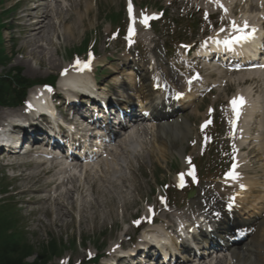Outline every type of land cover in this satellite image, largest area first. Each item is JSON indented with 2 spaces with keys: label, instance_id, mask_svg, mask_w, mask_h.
<instances>
[{
  "label": "rangeland",
  "instance_id": "obj_1",
  "mask_svg": "<svg viewBox=\"0 0 264 264\" xmlns=\"http://www.w3.org/2000/svg\"><path fill=\"white\" fill-rule=\"evenodd\" d=\"M135 2L136 4L151 8V11L165 10L163 23L160 22L157 25L159 32L158 34H160L161 36H165L167 32L170 35L172 32V28H175V32L182 31L186 33L189 26H194L193 23H195L197 20H201V16L199 15H196L194 18H189L190 16L188 17V7L180 9V6H182L185 2L184 0H174L172 2V6L169 4V0H135ZM14 3L15 0H3L0 4V11L2 12L3 10L10 8ZM96 3L97 6L101 9L98 13L94 12L88 15V21L92 23V26L100 25V23H105L107 19L113 18V16L115 17L116 14L123 13L122 0H97ZM175 5H177L178 7H175ZM14 9H18V6H16V8L14 7L13 10ZM9 15H7V17ZM69 15H71L69 17L70 19H68L65 24H68L70 26L75 21V14ZM12 18L13 17L6 18V22H10ZM19 22L20 21L16 20V23ZM22 22H25V20L23 19ZM85 23H88L87 20ZM14 25L16 26L11 29L1 28L0 47L2 50H4L8 57L11 58L12 67H18L21 70L22 76L26 79H33L43 76L46 73L44 71H41L43 67L47 68L50 71H55L51 70L53 65L46 62L47 57H50L51 54L53 55L54 60H57V58L59 59L61 57L60 54L64 50H67L66 48L71 47V50L80 48V45H83V40L86 39L90 31L87 30L84 37L81 36L79 44H74L68 47L66 45H62L61 42H58V45L53 43L52 39H54L55 37V31H60L61 26H52L54 29L49 28L45 30L41 41L31 42L29 39L24 38V35H26V33H23L21 31V26H17V24ZM107 25V23L103 25L104 29L107 28ZM55 28L57 30H55ZM2 37L4 39H2ZM35 43L42 44L43 46L41 50L39 49L38 52L36 49L33 50L34 45H36ZM31 52L32 54L36 53L35 55H33V58L37 59V63H40V65L43 66L40 71H36L38 75L35 76V71L34 73H32V75L26 72L27 65L36 67L34 60L32 61V59H30L28 60V62H26L29 58V55L31 56ZM45 52L47 53L46 55ZM21 54L23 55V59ZM1 73H3V70L1 71ZM218 140L219 137L216 136L215 141ZM139 175L142 176L143 174L140 173ZM139 175L137 173L133 174V177L135 178L132 177V183L126 181L125 184L122 185L121 181L125 180V178H123L124 180L115 181L114 185L124 187L121 192H127L130 197L129 199H133L131 188L136 187L139 184L141 185L139 179H137ZM122 176L127 177L129 176V174H127V172L123 170ZM146 178L149 182V185L151 186L153 184L151 176L147 175ZM9 179L11 178H1L0 188L2 187L3 189H8V192H13L15 191V187H17L18 185L24 187L34 182L32 184L33 186L29 188V193L24 195L25 199L27 198L32 200H41L42 198L46 199L49 197H54V195L49 196L47 189L44 190V180H40L39 182H37L36 179H33L28 183L26 182V180H23L21 181L22 183H20L19 181L13 180V182ZM156 179H161L160 174L156 176ZM47 182L48 180H46V184ZM110 183L112 182L110 181ZM104 193L105 194L102 197L99 194H96L94 189H91V191L87 193L88 195L82 192L81 194H83V196H77L76 194L72 193L71 196L67 195L62 199L56 200L57 203L62 201V204L59 207L54 206V199H49V201H42L41 203H39V205L38 203L26 205L25 203H21L22 206L18 204V207H22L21 210H19L18 212L12 211L5 215H1V217L12 221L13 226L20 237L16 240L21 244L24 243L22 247L25 246V248H27V251H29V254L34 253L35 256L36 253H42L44 250L48 249L50 244H52V248L55 253L54 255H56V258L53 259L52 264H61L68 259L71 263H76L79 261V259L85 256L84 252L90 255L93 254L94 251H96L95 249L97 248V246H95V244L101 241L100 239L101 237H103V235L101 234L104 230V225L112 222L115 219L114 216L116 214V208H118V204L122 202V199L120 198L118 193H115L113 189L105 190ZM80 196L83 197V199H80ZM93 200H96V210L91 209V211H88L87 213L85 209L87 207L86 202L91 201L94 203L95 201ZM107 200L109 203L107 202ZM101 201L112 208L109 211V218L104 217L107 209H104ZM46 208L47 210L45 211ZM94 211H97V213H99L98 219L95 220L96 223L94 224H100V226L95 229L92 228V225L89 222L91 221L90 219L92 216L93 219L95 217ZM110 218L112 220H110ZM107 244H109V242L108 240H105L103 247H106Z\"/></svg>",
  "mask_w": 264,
  "mask_h": 264
},
{
  "label": "bare ground",
  "instance_id": "obj_2",
  "mask_svg": "<svg viewBox=\"0 0 264 264\" xmlns=\"http://www.w3.org/2000/svg\"><path fill=\"white\" fill-rule=\"evenodd\" d=\"M93 2V0H92ZM237 5H241L240 4V0L236 1ZM78 7V5L76 3H71L70 5V11H75V18H74V23L72 25H66L65 23L67 22L68 19H70L69 16H65V15H59V23L62 25L59 34H57V39H53V43H55L56 45H58V42H61L62 45H66V46H72L74 44H79L80 40H81V36L84 37L85 32L87 30H91V26L92 23L90 21H88V15L93 13V9L91 7V4L89 3L88 0H82L81 1V8L79 10H76ZM87 20L88 23H85ZM41 30H37V34L38 36L40 35ZM36 34V35H37ZM242 46H237L236 48H241ZM71 48V47H69ZM49 53V52H48ZM47 53L45 52V55ZM52 57V58H51ZM60 62V61H59ZM59 62H57L56 60H54L53 55L50 54V57L47 58V63L52 64L54 66H58ZM26 72L28 74H32L34 73V70H26ZM131 75V74H130ZM253 76H257V78L253 79ZM250 81V82H249ZM80 82H83V80H81ZM262 82H264V70H256L254 72H246V73H241L236 75L232 78V79H228V81L226 82V84L224 85V87L222 88L223 90L226 91H234V88L236 87V85H246L248 83H250L252 85V87L254 88L249 89L248 91L245 90H240L239 92L244 94V96H249L255 99H259L261 97L264 96V93L261 94H256L253 95V92H257L260 91L261 89V84ZM144 90H147L149 93L150 97H155L156 95H158V92L154 91L153 89H151V86L148 84ZM171 93H173V91L171 90ZM170 92L168 93V96L171 98L172 94ZM163 94V93H162ZM227 102H225L223 104V107L221 108V111L224 113H228L231 111V106H232V102L228 99L225 100ZM197 107H195V110L193 111L194 114L196 116H198V113L196 112ZM0 114L3 116V114L0 112ZM0 116V119L1 117ZM195 116V117H196ZM3 119V117H2ZM234 119H235V112L232 114V117L229 115L228 117V130L229 132V136L230 137H234L235 134L233 133V130L235 131L234 128ZM177 126L178 127H186L185 124V120H181V121H177ZM188 128H185L184 130H180V129H172L171 126H169V123H167V125L161 127L160 129H156L155 133H154V139L150 140L149 142H147L146 140H143L145 138H147L146 136L140 137L138 138L136 136V134H138V132L135 133H126V134H122L119 138H118V142H117V146L115 147L116 149H112L110 151V157L113 159L112 163H108L105 164V167L102 169L101 171V175L102 177H97L94 179V181H92V177H84V180L79 181L76 176L73 177H69L66 179H63L62 182L58 183L56 191H59L56 195V198L54 199V206H61L62 201L57 203L56 200L62 199L65 196H71L72 193H75L77 196L82 195V192H84V194H87L88 192L91 191V189L95 190L96 194H99L101 197L105 194V190H109V189H113V191L115 193H118V195L120 196V198L122 199V202L120 203L119 207L122 211L129 209L132 206L136 205V202L133 199H129V195L127 192H121L124 187H119L117 185H114L115 181H121L124 180L123 178L130 179L131 175L128 177H123V170H124V165L125 163L132 168V163L129 161V159H133L134 158H138L141 160L142 163H144L146 165L147 168L148 164H149V160L144 158L146 155L147 156H151V158L155 159V163L157 165H160L161 163H167L169 157L174 153V151L176 149H178L181 145L182 142H185L186 138L188 137ZM143 133V132H142ZM234 134V135H232ZM8 136H11V134ZM145 137V138H144ZM10 139H13V137H9ZM156 138V139H155ZM232 145L231 147H233L232 151L233 153H235V149H238L240 147V143H237L235 141V139H231ZM119 147V149H117ZM230 147V149H231ZM261 149H257L256 154L252 155L251 157L254 158L256 156H260L259 151ZM153 160L151 161L152 164ZM116 164V165H115ZM97 165V163L95 164ZM121 165V166H120ZM116 167H119V169H117ZM36 169H38L40 171L39 175L36 177V181L39 182L41 177H44L46 175H48L50 173V170H47V167L42 166V165H36L35 166ZM152 174L154 175V173H157V168L155 166V168H152ZM63 171V169L61 170ZM264 171V169H263ZM85 172L88 173V171L85 169ZM264 177V173L262 175ZM235 181L232 182V184L236 183V185H238V180H236V178H234ZM110 181L112 183H110ZM133 182V181H131ZM231 184V185H232ZM247 184L249 185V191L247 192L248 194H250L251 192H253L254 186L256 183H251V182H247ZM69 185L70 188H67L66 186ZM110 185V186H109ZM122 185H124L122 183ZM49 185L46 184L43 187H48ZM109 186V189H108ZM236 188V187H235ZM62 190V192L60 191ZM88 195V194H87ZM86 195V196H87ZM85 196V197H86ZM80 199H83V197H79ZM264 199V198H262ZM94 203L91 201H87L86 202V212L88 213V211L90 212L91 209L96 210V200ZM108 202V200H107ZM109 203V202H108ZM102 206L104 207V209L106 210V213L104 214V217L109 218V211L110 209H112L111 207H109L106 203L101 201ZM111 206V205H110ZM118 208H116V214L114 216L117 217V210ZM47 210V208L45 209V211ZM221 211V210H220ZM95 212V217L93 219V216L91 217V221H89L92 225V228L95 229L97 227L100 226V224L95 225L94 223L95 220L98 219L99 213H97V211ZM133 217H136L135 215H132ZM166 216V215H165ZM163 216V217H165ZM110 220H112L110 218ZM242 220H246L247 222H249V219H242ZM123 222H127V220H123ZM251 222V221H250ZM99 223V222H97ZM106 226V225H104ZM264 234V232H263ZM258 242V243H257ZM251 243H253L254 246H256V248H258V245L260 243V235H258V239H257V234L251 239V241L248 243H246V245L243 247V249H239L237 248L238 252H235V250L230 251V261L228 262V264H264L263 261H261L260 259L256 258V254H257V250H255L254 252L251 250ZM254 253V254H253ZM234 259V261H233ZM201 263V262H199ZM220 261H218L216 264H219ZM204 264V263H202ZM222 264V263H220Z\"/></svg>",
  "mask_w": 264,
  "mask_h": 264
},
{
  "label": "trees",
  "instance_id": "obj_3",
  "mask_svg": "<svg viewBox=\"0 0 264 264\" xmlns=\"http://www.w3.org/2000/svg\"><path fill=\"white\" fill-rule=\"evenodd\" d=\"M8 229L9 228L7 226H2V228H0V264H26L23 263V259L28 252H24L23 250L17 248L11 237L6 235V231ZM33 264H44V260L42 263Z\"/></svg>",
  "mask_w": 264,
  "mask_h": 264
},
{
  "label": "snow or ice",
  "instance_id": "obj_4",
  "mask_svg": "<svg viewBox=\"0 0 264 264\" xmlns=\"http://www.w3.org/2000/svg\"><path fill=\"white\" fill-rule=\"evenodd\" d=\"M217 2H218V0H217ZM221 7H222V5H221ZM128 11H129V16L131 17V15H132V5H131V0H129ZM150 18H152V17H147V16H145L143 19L140 20V23H141V24H144L145 26H147L148 20H149ZM133 23H135V19H134V18H133ZM245 26H247V22H245ZM232 27H233L236 31H238V32H243V29L237 28L235 22L232 23ZM129 32H130V34L133 32V29H132L131 26H130V28H129ZM242 39H247V37H246V36H238V37H236V42H239V41L242 40ZM78 63H79V61H78ZM232 104L235 106V105L237 104V100L234 99V100L232 101ZM208 123H210V121H209ZM190 174H191V173H190ZM230 175H233V178H235V174H234V173H230ZM180 184H181V186L183 185V175H181V177H180ZM150 211H151V210H150Z\"/></svg>",
  "mask_w": 264,
  "mask_h": 264
}]
</instances>
